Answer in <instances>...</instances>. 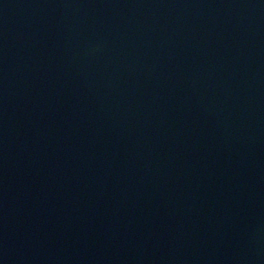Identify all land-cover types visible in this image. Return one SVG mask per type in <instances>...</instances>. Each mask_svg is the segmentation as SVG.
<instances>
[{
	"label": "water",
	"instance_id": "water-1",
	"mask_svg": "<svg viewBox=\"0 0 264 264\" xmlns=\"http://www.w3.org/2000/svg\"><path fill=\"white\" fill-rule=\"evenodd\" d=\"M0 264H264V0H0Z\"/></svg>",
	"mask_w": 264,
	"mask_h": 264
}]
</instances>
